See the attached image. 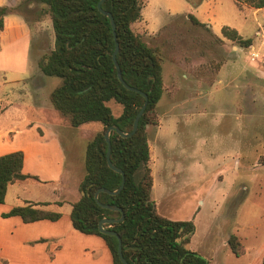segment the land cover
I'll use <instances>...</instances> for the list:
<instances>
[{
    "label": "rangeland",
    "instance_id": "obj_1",
    "mask_svg": "<svg viewBox=\"0 0 264 264\" xmlns=\"http://www.w3.org/2000/svg\"><path fill=\"white\" fill-rule=\"evenodd\" d=\"M13 7L18 13L23 11L20 4ZM142 13L150 18V27L164 25L158 33L142 36L162 57L163 92L155 109L156 124L146 126L148 166L153 176L151 200L171 219L194 218L195 230L186 247L205 257L208 264H259L264 258V82L255 78L254 69L262 53L253 60L249 48H237L228 39L219 43L214 35L220 34L221 25H228L248 37L264 13L255 16L249 8L238 9L233 0H201L196 6L186 0H148ZM188 14L205 25L193 24L185 16ZM53 40L48 22L33 26L31 58L24 62L27 80L40 76L46 81V92L61 81L41 74L37 67L38 59L53 47ZM224 54L227 58L217 67ZM111 106L117 115L119 110ZM54 112L41 113L46 121L67 122ZM101 127L90 121L72 127L71 136L64 138L77 161L85 143ZM246 135L247 146L241 144ZM76 166L66 185L69 200L73 189L78 191V175L84 173V167ZM26 182L32 184L33 180ZM31 195L36 197L38 192L31 190ZM60 226L61 247L54 250L50 237L40 238L29 243H42L28 249L33 251L32 258L37 257L41 264H88L91 237L67 228V219ZM230 234L243 246L239 256L227 245ZM23 255L28 262L31 255L26 248ZM11 258L0 264H21L14 254Z\"/></svg>",
    "mask_w": 264,
    "mask_h": 264
},
{
    "label": "trees",
    "instance_id": "obj_2",
    "mask_svg": "<svg viewBox=\"0 0 264 264\" xmlns=\"http://www.w3.org/2000/svg\"><path fill=\"white\" fill-rule=\"evenodd\" d=\"M24 1L40 4L39 15L50 19L53 47L38 59L37 67L43 75L61 78L49 93L51 105L72 127L90 121L102 125L85 145L84 173L78 185L80 196L70 204L71 225L81 233L101 237L111 254L112 264H123L117 254V238L98 229L101 218H116L120 212L97 204L94 192L99 187L114 190L120 184V173L107 165L104 133L112 124L123 131L131 130L144 98L125 88L117 78L112 60L115 40L109 19L97 8L98 0ZM233 1L238 9L264 7V0ZM141 6L139 0H104L101 3L115 22L116 60L124 81L147 94V104L136 131L128 137L120 136L115 130L109 132L110 160L123 171L125 180L118 193L101 191L98 200L119 206L124 217L103 226L120 236L122 254L129 264H208L205 257L186 247L195 230L193 220L170 219L160 214L151 200L153 177L148 166L150 150L146 126L156 124L155 109L163 92L162 57L131 28V24L141 17ZM15 9L0 5V31L3 17L16 12ZM185 16L193 24L205 25L191 14ZM220 34L214 35L219 43L225 38L239 47L252 44L251 37H242L228 25L221 26ZM226 58L224 54L217 67ZM111 104L119 110L117 115ZM22 163L21 150L0 155V203L4 201L9 183L25 178L38 179L35 175L23 173ZM43 204L27 202L13 206L1 216L17 215L25 223L41 219L55 221L61 216L58 211L39 206ZM226 242L236 256L243 253V246L235 234H230ZM259 264H264V258Z\"/></svg>",
    "mask_w": 264,
    "mask_h": 264
},
{
    "label": "crops",
    "instance_id": "obj_3",
    "mask_svg": "<svg viewBox=\"0 0 264 264\" xmlns=\"http://www.w3.org/2000/svg\"><path fill=\"white\" fill-rule=\"evenodd\" d=\"M186 2L196 6L201 0H186ZM146 3H148V0L142 1L141 17L131 24L132 30L143 37L158 32L163 25V23H160L159 27H150V18L142 13ZM18 4L22 6L23 11L21 13L6 14L3 17V29L0 31V155L21 150L23 152L21 171L35 175L38 179H19L7 185L4 201L0 203V260L10 262L14 254V257L19 259L18 263L41 264L38 262L37 257L33 256L35 259L32 258L33 251L28 249H32L35 244L42 243L33 245L29 243L37 242L43 237H50V242L53 244L52 249L57 250L61 247L62 241L61 235H58L60 234L58 232L61 227L60 221L64 219L66 225L67 219V228H73L69 218L70 204L76 201L80 194L79 191L76 190V192L73 189V197L69 200L66 194H69L70 191L66 185L70 183L76 165H79V169L82 170L84 153L77 161V156L72 152V146L69 143L68 147L65 145L64 138L70 137L73 133L70 124L55 122V120L46 121L41 113L43 111H49L50 113V110L56 112L48 97L53 88L46 92L44 91L46 81L43 78L37 76L34 80H27L29 78L25 74L24 62L29 63L32 54L33 26L39 28L43 22H48L51 27L50 19L46 15L42 17L39 15L41 5L38 3L25 2L24 0H0V5L15 6ZM249 9L252 10V14L255 16L258 13H264V7H251ZM195 18L199 20L197 17ZM261 18V23H257L255 31L248 36L252 38V44L249 47L242 48H249L251 52L257 54L256 58L260 56V52L262 53V60L254 69V73L258 81L264 82V67L262 65V62H264V14L261 15ZM199 21L201 22V20ZM134 26L137 27L135 30ZM221 26L219 27V33ZM237 31L242 37H245L241 29ZM217 36H221V34ZM224 40L226 39L224 38ZM22 43H25V45L22 46ZM22 55L25 59H22ZM38 71L40 72L39 69ZM242 71L249 72L244 68H242ZM257 72L261 76L258 77ZM242 85L246 86V83H242ZM39 120L45 122L39 123ZM242 143L247 146V135L245 141L241 140ZM78 176L77 186L83 173L80 172ZM27 180H33V183L28 184ZM60 186L62 187L60 188ZM31 190H36L38 195L36 197L30 196ZM27 202H43L45 204L39 205L40 207L58 211L61 216L55 221L41 219L28 223L23 222L17 215L1 216V213L7 212L13 206L24 205ZM67 206L69 208L64 209ZM160 214L164 215L163 213ZM85 235L91 237L88 240L91 247H87L90 249L88 264H104V261L107 264H112L111 254L104 241L103 245L98 240V235ZM25 248L28 255H31L28 262L23 259ZM10 250H12L11 253ZM13 250H15V253H13ZM63 264L71 263L63 262Z\"/></svg>",
    "mask_w": 264,
    "mask_h": 264
},
{
    "label": "water",
    "instance_id": "obj_4",
    "mask_svg": "<svg viewBox=\"0 0 264 264\" xmlns=\"http://www.w3.org/2000/svg\"><path fill=\"white\" fill-rule=\"evenodd\" d=\"M104 0H98L97 2V8L98 10L104 14L105 16H107V18L109 19L110 21V25H111V28H112V33H113V37H114V40H115V47H114V50H113V53H112V60H113V63L115 65V68H116V74H117V78L118 80L123 84V86L129 90H133V91H136L138 92L139 94H141L144 98V101L140 107V109L138 110V112L136 113L134 119H133V122H132V128L131 130L129 131H123L121 130L117 125L115 124H112L110 126H108V128L106 129L105 133H104V139L107 143V148H106V153H105V157H106V161H107V165L114 171L120 173L121 175V180H120V184L118 185V187L114 190H110V189H107L105 187H99L95 190L94 192V199L95 201L97 202V204H99L101 207H104V208H109V209H112V210H117L120 212V215L116 218H108V217H103L101 218L99 221H98V229L101 233L103 234H108V235H113L117 238V254H118V257L120 259V261L123 263V264H129L123 257V254H122V246H121V239H120V236L117 234V232H115L114 230H111V229H108V228H105L103 226L104 223H112V222H118L120 220L123 219L124 217V212L123 210L119 207V206H116V205H112V204H104V203H101L99 200H98V194L99 192L101 191H104V192H107L109 194H116L118 193L122 188H123V185H124V180H125V176H124V173L123 171L115 166L112 161L110 160V139H109V132L111 130H115L120 136H123V137H128L130 135H132L136 129H137V125H138V120L141 116V114L143 113L144 109H145V106L147 104V94L144 93L143 91L135 88V87H132L130 85H128L123 77H122V74H121V71H120V68H119V65L117 63V60H116V53L118 51V42H117V36H116V31H115V22L113 20V17L111 15L110 12L104 10L102 7H101V3L103 2Z\"/></svg>",
    "mask_w": 264,
    "mask_h": 264
},
{
    "label": "built area",
    "instance_id": "obj_5",
    "mask_svg": "<svg viewBox=\"0 0 264 264\" xmlns=\"http://www.w3.org/2000/svg\"><path fill=\"white\" fill-rule=\"evenodd\" d=\"M252 54H253V58H254V57H257V54H256V53H253V52H252Z\"/></svg>",
    "mask_w": 264,
    "mask_h": 264
}]
</instances>
